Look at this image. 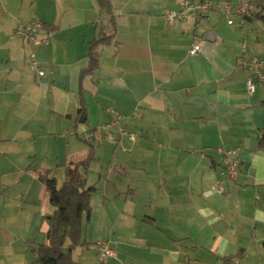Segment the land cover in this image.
Wrapping results in <instances>:
<instances>
[{
    "label": "crops",
    "instance_id": "obj_1",
    "mask_svg": "<svg viewBox=\"0 0 264 264\" xmlns=\"http://www.w3.org/2000/svg\"><path fill=\"white\" fill-rule=\"evenodd\" d=\"M109 1L104 13L97 0H0V264H31L47 242L54 208L38 174L60 187L67 164L89 148V246L75 247L74 261L241 264L235 246L264 239V152L256 148L264 82L251 93L244 86L251 71L238 57L242 33L216 10L199 24L191 16L167 22L162 12L178 0ZM33 19L44 24L46 43L11 37ZM112 23L99 66L81 78L90 42L112 33ZM195 42L201 51L189 54ZM31 52L41 76L28 66ZM112 119L134 138L100 132ZM218 146L237 147L239 156L223 194L211 190L222 167ZM97 241L113 256L100 261Z\"/></svg>",
    "mask_w": 264,
    "mask_h": 264
},
{
    "label": "trees",
    "instance_id": "obj_2",
    "mask_svg": "<svg viewBox=\"0 0 264 264\" xmlns=\"http://www.w3.org/2000/svg\"><path fill=\"white\" fill-rule=\"evenodd\" d=\"M100 11L108 13L110 11L109 0H97ZM261 7L254 16L259 19L264 28V0H260ZM100 32L99 36L90 42L88 47V65L82 70L80 77L86 73H92L99 66L100 53L98 47L110 43L114 33ZM260 107L264 117V100ZM80 112L84 114L83 107ZM256 148L264 152V124L260 130ZM93 151L88 149L86 156L75 162H69L65 171V179L60 187L56 186L53 178L48 177V173L38 174L39 179L49 194L50 204L53 206L52 213L46 216L48 230L46 233L47 242L38 245L36 257L31 264H79L72 259L71 252L77 247L89 246L84 240L85 224L90 211V198L96 191L95 184H87L86 175ZM264 248V241L262 243Z\"/></svg>",
    "mask_w": 264,
    "mask_h": 264
},
{
    "label": "built area",
    "instance_id": "obj_3",
    "mask_svg": "<svg viewBox=\"0 0 264 264\" xmlns=\"http://www.w3.org/2000/svg\"><path fill=\"white\" fill-rule=\"evenodd\" d=\"M213 10L218 11L225 17L228 25H234L246 32V19L255 11V6L250 0H178L177 7L164 8L162 17L167 22L173 23L191 16L199 24ZM42 28H44V24L37 19H33L28 23H19L14 28L11 37H19L29 44L46 43L47 36L39 35ZM247 47L248 43L246 39H241L239 58L241 59V64L251 71V75L245 78L244 86L247 92L251 93L255 91L257 82H264V58L252 56L248 59L246 57ZM200 51L201 45L199 42H195L188 50L189 54H196ZM28 66L35 70L39 76L44 73L38 66L34 52L29 54ZM115 128L119 134L126 135L131 140L134 138L133 133L127 132L120 127L118 119L109 120L99 126L100 132H109ZM215 150L221 156L222 167L219 176L211 186V190L218 194H223L225 192L226 182L228 180H236L238 176V148L218 146ZM96 249L97 257L100 261H104L108 257L113 256V250L106 241H97Z\"/></svg>",
    "mask_w": 264,
    "mask_h": 264
},
{
    "label": "rangeland",
    "instance_id": "obj_4",
    "mask_svg": "<svg viewBox=\"0 0 264 264\" xmlns=\"http://www.w3.org/2000/svg\"><path fill=\"white\" fill-rule=\"evenodd\" d=\"M253 3H258L257 7L261 4H259V0H251ZM262 8V7H260ZM225 19V17H224ZM226 21V20H225ZM249 25V24H248ZM250 26V25H249ZM238 30L242 33V37L241 39L245 38L247 43H248V47H247V55L246 57L249 59L252 56H259V52L262 54H264V28L262 26V23L259 19H257L255 17L254 21L251 23V28L249 29L248 27H246V32H243L241 29L238 28ZM256 50L257 52L254 54L251 49ZM239 52H238V57L240 56V46H239ZM240 59V58H239ZM240 63H241V59H240ZM78 144V143H77ZM53 166V170L52 172L57 173L59 171V169L56 168L55 164H52ZM67 167V166H66ZM92 180L88 179L87 184H91ZM250 183V182H248ZM230 184L235 185L233 182H230ZM240 183H238L237 186H239ZM250 186L249 184L243 185V187H247ZM260 191V190H259ZM252 192V199L250 200L251 202L254 203L255 201V195L258 194V192L255 194L253 193V189H251ZM263 198L261 200L258 201V203H261L262 205H264V193H263ZM128 199H130V196L128 197ZM135 201H140L141 198H133ZM95 203V201H94ZM262 230H264V225L262 226ZM264 239L262 240V242L256 243V242H243L242 246H235L233 252H237L240 254L239 249L242 248V254L244 255V260L241 262V264H256L257 261V253H258V249L261 250V252L263 253L260 256V264H264V248L262 246ZM90 252L93 255L94 253V249L90 246ZM243 248H245L246 250H244ZM238 250V251H237ZM193 254V252L191 253ZM238 254V255H239ZM215 264V263H214Z\"/></svg>",
    "mask_w": 264,
    "mask_h": 264
},
{
    "label": "water",
    "instance_id": "obj_5",
    "mask_svg": "<svg viewBox=\"0 0 264 264\" xmlns=\"http://www.w3.org/2000/svg\"><path fill=\"white\" fill-rule=\"evenodd\" d=\"M84 120H85V116L80 114L78 121L81 122V123H83Z\"/></svg>",
    "mask_w": 264,
    "mask_h": 264
}]
</instances>
